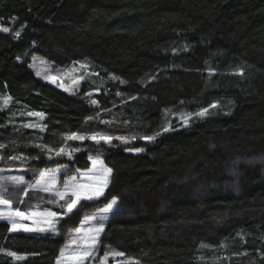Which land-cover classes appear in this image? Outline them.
<instances>
[{
	"label": "trees",
	"instance_id": "trees-1",
	"mask_svg": "<svg viewBox=\"0 0 264 264\" xmlns=\"http://www.w3.org/2000/svg\"><path fill=\"white\" fill-rule=\"evenodd\" d=\"M3 27L0 169L73 173L91 155L112 169L104 195L58 227L116 197L100 254L121 251L126 264H264V0H0ZM33 56L83 65L78 91L38 77ZM31 112L43 114L39 126H25ZM74 133L85 139H68ZM9 228L0 220V264H55L62 230Z\"/></svg>",
	"mask_w": 264,
	"mask_h": 264
},
{
	"label": "snow or ice",
	"instance_id": "snow-or-ice-1",
	"mask_svg": "<svg viewBox=\"0 0 264 264\" xmlns=\"http://www.w3.org/2000/svg\"><path fill=\"white\" fill-rule=\"evenodd\" d=\"M0 31L9 32L10 29L7 27L0 28ZM15 35L18 37L20 32L17 31ZM82 67H84L82 65ZM113 79H119L118 77L113 76ZM55 82V80L53 81ZM67 91V89H65ZM120 93L118 92L117 95ZM8 99H5V104ZM93 104L97 102L95 100L92 101ZM206 111V110H205ZM201 115L203 113H200ZM28 115H36L43 118L42 113H28ZM88 119H91L89 117ZM185 123H187V119L185 118ZM26 127H36L34 124L25 125ZM168 129L165 128L164 131ZM156 135H159L157 133ZM68 139H78L84 140L85 137L82 135L72 134ZM92 140L96 141L97 144L100 143V140H104L106 143H111L112 137L110 136H101L97 139V136H92ZM146 140H154L155 136H146L144 137ZM130 141L126 139H122V143H129ZM3 147V145H0ZM51 152V149H48ZM128 151L140 152L142 149L134 148L127 149ZM73 151H80L79 148L73 149ZM64 154V149L61 148L57 155ZM69 159L72 158V153H67ZM10 159H18L19 157H9ZM92 162V168L87 169L84 172H81L79 169L76 170V174L68 177L63 181L62 187H56L58 174L62 173L67 169L66 165L58 166L55 169H43L39 170L38 176L35 178L34 182L25 181L23 176H10V177H0V180H6L12 187L21 188V191L27 195L28 191H38L50 193L56 199L51 201L52 203H58L63 201L64 203L59 204L61 209H64V215H69L73 213V210L80 205L81 201H94L98 200L100 197L104 195V189L107 187L108 178L112 173V169L107 167L104 164L103 159L100 156L88 157ZM78 177H82L83 179H78ZM8 188L5 187L2 183H0V205H3V209H0V220L7 221L11 227L9 231L18 232L21 229L24 232H51L52 234H58L57 223L60 220V216L57 212L51 210L44 211H35L32 213H26L24 211H20L19 209L12 210V202L8 198ZM23 201H21L22 203ZM117 205V198L113 197L112 200L105 205L104 208L99 209L97 214H93L91 216H85L84 221H94V223L87 229L86 232L82 233L81 228L74 229L76 235L72 237L70 240V244H75L76 247L74 249H69V245L66 244L64 248L60 250V256L57 259V264H85L86 261H90L95 259V254L97 252V245L99 243L100 234L104 232L105 224L104 222L109 219V213L113 212L114 206ZM39 216L43 219V223L45 227H28L23 224L22 221L30 219L32 217ZM34 223H37L34 221ZM204 246V245H202ZM8 256L15 257L17 260L23 259L21 256H17L15 252H7ZM122 257L124 253L117 250L109 249L104 253L103 258L100 261V264H106L109 257Z\"/></svg>",
	"mask_w": 264,
	"mask_h": 264
},
{
	"label": "rangeland",
	"instance_id": "rangeland-1",
	"mask_svg": "<svg viewBox=\"0 0 264 264\" xmlns=\"http://www.w3.org/2000/svg\"><path fill=\"white\" fill-rule=\"evenodd\" d=\"M31 65L34 69L35 74L38 77H40V78H42L48 82H51L52 84H55L62 89H67L68 92H73V93L77 92L79 85H80V82L84 78V73L82 72L83 67L81 64H74L73 66L67 67L65 69H60V68L55 67L52 63L46 61L42 57L33 56L32 60H31ZM54 80H55V82H53ZM31 113H36V112H31ZM29 123L34 124L36 126H39L40 125V116H36V115L30 116ZM118 136H122V138L126 137L125 134H119ZM91 156L96 157L93 155H91ZM57 167L58 166L49 167V168H45V169H55ZM89 168H92L91 160H90V166L87 169H89ZM14 169H12V170L0 169V177L23 176L25 181L34 182L35 178L39 174V171H36L33 174H29V173L24 172L23 170H20L19 168L14 167ZM87 169H83L80 171L84 172ZM75 174H76V171H74L73 173H67L65 171H63L62 173H59L56 187H58V188L62 187L63 181L65 179H67L68 177L75 175ZM78 179H83V178L78 177ZM108 181H110V177L108 178ZM0 183H2L5 187L8 188L7 195H8V198L12 202V210L19 209L20 211H24V212L29 213V214L32 212H35V211H41L42 212V211L46 210L47 208H40V205L45 204V203H52L51 201L56 199L50 193L31 191V190H29L27 195H25L24 192L21 191V188L12 187L6 180H0ZM108 185H109V182L107 184V187H108ZM107 187L104 189V193H105ZM111 200L112 199H110L109 202ZM21 201H23V202L21 203ZM81 202H87V201L82 200ZM109 202H107L105 205H107ZM61 203H64V202H61ZM61 203H59V204H61ZM52 204H58V203H52ZM105 205L101 206L100 208H91V209L84 208V209H82L81 218L79 219V221L77 222V224L74 227L67 225V226H64L63 228H60V227H58V226H60V222H58L56 225L58 227V230H62V232L64 233V243H63L61 249L64 248L66 244L69 245V249H74L76 247V245L69 243L70 240L72 239V237L74 235H76L74 229L81 228L82 233L86 232L87 229L89 227H91V225L94 223V221H87V222H84L82 224L81 222L84 221L85 216H91L93 214H97L98 210L104 208ZM117 205H118V199H117ZM117 205L114 206L113 212H110L108 214L109 219L115 213V211L117 209ZM79 207L81 208V205H78L77 208L74 210L79 209ZM0 209H3V205H0ZM48 210H51V209H48ZM51 211H53V210H51ZM57 214L61 218L65 216V215L62 216L60 213H57ZM43 219L44 218L36 216V217H32L30 219L22 221V223L27 225L28 227H45V224L43 223ZM108 220L104 222L105 226H106V223L108 222ZM34 221H36L37 223H34ZM10 227H11V225H10ZM20 231H23V230L21 229ZM34 232L43 233L40 231H34ZM101 234H100V237H101ZM100 237H99V239H100ZM98 246H99V243L97 245V252L95 254V259L90 260V261H86L85 264H100V261L103 258L104 254L99 253ZM59 256H60V252H59L57 259L59 258ZM57 259H56L55 264H57ZM126 263H127L126 260L122 257H111V256L109 257V259L106 262V264H126Z\"/></svg>",
	"mask_w": 264,
	"mask_h": 264
}]
</instances>
